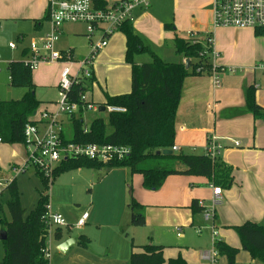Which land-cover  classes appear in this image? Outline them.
<instances>
[{
	"label": "crops",
	"instance_id": "1",
	"mask_svg": "<svg viewBox=\"0 0 264 264\" xmlns=\"http://www.w3.org/2000/svg\"><path fill=\"white\" fill-rule=\"evenodd\" d=\"M49 1L0 0V33L10 28L18 36L17 39L24 42L27 32L36 37L50 32L51 24L49 20L44 19ZM140 11L142 10H136L134 13ZM78 27L84 29L78 31ZM210 32L211 28L207 34ZM212 34V49L218 54L216 64L225 72L220 75V85L217 88L214 87L210 73L184 80L175 118L174 147L178 149V153L203 156L206 153L207 136L213 134L222 146L217 161L231 171L230 186L226 188L213 185L205 177L174 175L168 177L160 189L148 191L142 187L141 175L131 174L128 169L123 168L121 171L124 188L127 186L130 191L129 194H117L121 200V207L119 205L117 209V222L106 226L111 231V240L104 237L92 240L93 238L84 235L89 243L83 248L78 244L81 235L72 237L64 234L65 230H62L61 236L55 238L54 248L50 244V237L47 239L49 264H128L131 253L140 252L141 247L147 244L161 247L165 260L181 256L188 264H205L201 260V254L212 248L213 231L217 234L216 241L240 249L234 227L246 222L264 226V112L262 116L255 117L247 111L245 103L247 90L253 88L256 103L264 109V76L252 71L253 64L261 60L258 58L257 45L262 38L257 37L251 30L221 29ZM68 35L84 36L87 42L85 54L77 53L76 48L67 50L77 59L86 57L90 43L85 27L80 24L63 25L59 30L57 42L59 38ZM98 38L99 34H94L91 39L95 41ZM170 40L173 45L172 38ZM28 48L25 46L21 49L20 61L28 55ZM24 51L26 55L23 54ZM59 51L65 52L63 49ZM164 53H158L163 61L166 57ZM136 58L137 56L135 64H145L141 61L137 63ZM13 61L17 60L10 62ZM185 62L184 58L180 61L183 64ZM9 63L6 66L7 72ZM94 66L95 63L92 68L93 78ZM94 84L100 94L104 93L99 82L95 80L93 84H86L88 86L85 95L87 101L99 107L100 111L104 101H98V96H94ZM126 84L127 87L123 82L122 91L111 93L110 96L130 92L131 71L130 88L128 82ZM56 88L59 91L57 85ZM48 108L44 107L43 112H48ZM63 125V133H67L69 121L65 118ZM233 142H238V146ZM11 180V177L0 172V182L9 184ZM211 185L221 188V196L216 198L215 203ZM2 195L3 193L0 194ZM131 198L143 206L141 212L145 217L144 227L129 226L128 202ZM194 201L203 211L193 213L191 205ZM0 206L3 210V203H0ZM126 207L129 211L125 210ZM208 211L212 212L213 219L205 221L204 216ZM84 213L87 212L81 215ZM89 219L88 215L85 225ZM123 226L128 229L129 233L126 235L121 232ZM67 231L71 232L69 228ZM69 239H73L75 243L63 254L58 250V246ZM216 264H228L226 257L218 256ZM235 264L261 263L253 260L247 252L239 250Z\"/></svg>",
	"mask_w": 264,
	"mask_h": 264
},
{
	"label": "trees",
	"instance_id": "2",
	"mask_svg": "<svg viewBox=\"0 0 264 264\" xmlns=\"http://www.w3.org/2000/svg\"><path fill=\"white\" fill-rule=\"evenodd\" d=\"M97 8H104L108 0H93ZM48 20V13L44 18ZM164 30H174L172 37L174 52L188 61L183 63H168L157 56L148 46L144 45L136 34L132 22H125L118 29L125 38L124 61L131 71V90L127 94L109 96L104 94V106L121 107L124 113L109 114L107 122L98 118L89 126L83 121L82 111L69 119V131L62 133L65 142L75 144L117 145L129 148V156L121 162L104 166L96 161L84 158L68 159L60 164L53 174V181L63 173L77 169H101L103 167L126 168L131 174L142 176V187L148 191L160 189L165 180L174 175L205 177L213 183L228 187L231 184V171L227 166L212 160L206 155H185L173 153L169 156L157 155L156 152L171 150L175 139V118L181 99L184 80L191 76L210 73L212 62L209 50L199 41L193 42L179 37L173 25H164ZM256 36H264V30H257ZM26 55V51L24 53ZM148 54L149 63L137 65L135 56ZM7 70L10 75V85L25 89L19 100H0V143L24 144V128L28 124H36L38 109L41 102L35 96V85L32 82L31 71L22 60L10 62ZM92 77L88 84H93ZM87 86H73L68 93L70 102L80 104V94L87 91ZM246 108L253 116L263 115L264 109L255 101L253 88L247 90ZM107 127L111 132L107 133ZM42 190L35 208L24 218L20 204L18 188L15 179L11 180L5 190L8 200L5 202L10 221L0 216V224L4 225L7 234L3 245V260L1 264H49L43 250L46 249L49 237L46 208L49 204L48 184L36 171ZM217 186V187H220ZM131 227H144L145 217L141 210L143 206L133 198L129 204ZM1 210V206H0ZM193 213L203 211L197 202H192ZM240 249L216 241L214 247L219 256H224L228 264H235L239 250L247 252L250 257L264 264V226L246 222L233 228ZM58 228L54 238L61 236ZM88 238L81 235L78 244L87 247ZM128 264H188L181 256L165 260L162 248L152 244L141 247L140 252H132Z\"/></svg>",
	"mask_w": 264,
	"mask_h": 264
},
{
	"label": "rangeland",
	"instance_id": "3",
	"mask_svg": "<svg viewBox=\"0 0 264 264\" xmlns=\"http://www.w3.org/2000/svg\"><path fill=\"white\" fill-rule=\"evenodd\" d=\"M108 1L109 3L113 2V0ZM141 10L133 15L135 32L144 45L148 46L157 56H159V52L164 51L166 62L180 63L182 57L174 52L170 40L174 30L166 31L164 25H173L176 34L187 40L194 37L191 32H198V40L203 46H206L205 37L212 24L211 0H152L147 8ZM77 29L82 31L84 28L78 27ZM48 33L36 37L27 32L24 42H20L17 39L18 36L10 28L4 29L0 33L1 101L19 100L25 92L24 88L10 85V75L6 71L7 64L12 60L20 61L21 49L25 46L29 47L34 41L43 39ZM257 37L262 38L257 45L258 58L261 60L256 61L253 65L264 64V36ZM9 44H14L16 49H11ZM86 47L87 42L84 36L68 35L59 38V41L55 43L54 50L63 49L67 52V48H76L77 53L85 54ZM123 55L124 38L122 33L116 31L109 38L105 52L104 50L100 52L94 62V79L99 82L102 91L109 96L112 95L111 93L122 91L123 82L126 87V82H128V88H130V68L125 63ZM209 58L212 59L210 55ZM136 61L137 63L138 61L149 63L151 59L148 54H142L137 56ZM62 66L63 63L60 62H43L36 70L31 71L35 96L42 103L36 118L43 113L44 107L48 106L47 110H52L50 113L56 111V104L61 98L56 85ZM93 89V94L95 97L98 96V101L105 103L104 93L100 94L95 84ZM107 117L106 112L93 110L83 114V121L86 126H89L94 119L98 118L107 122ZM110 132L111 128L107 127V133ZM27 159L28 148L26 145L0 143V172L15 179L24 218L35 208L39 191L42 190L39 177L32 166L26 167L24 172L18 171L22 169ZM121 170L123 168L77 169L61 174L52 185L50 183L53 180L46 181L49 186L46 194L49 196L51 211L60 213L70 225L71 232H68L67 228H60L65 230L64 234L72 237L85 235L93 238L92 240L102 237L111 240V231L106 226L117 222V209L119 205L121 207V200L117 194H129L130 191L127 186L124 188V177ZM1 183L3 184V182ZM2 193L0 203H3V210L1 207L0 216L9 222L10 216L5 205L9 196L5 189ZM125 210L129 211L127 207ZM83 212H87L90 217L88 224L84 228H76L74 224ZM4 229V225L0 224V231ZM57 229L54 225L49 227V240L53 248L56 243L54 233ZM121 232L123 235L129 233L125 226L121 228ZM2 260L3 245L0 241V262ZM50 261H52L51 258Z\"/></svg>",
	"mask_w": 264,
	"mask_h": 264
},
{
	"label": "built area",
	"instance_id": "4",
	"mask_svg": "<svg viewBox=\"0 0 264 264\" xmlns=\"http://www.w3.org/2000/svg\"><path fill=\"white\" fill-rule=\"evenodd\" d=\"M152 0H113L104 8H97L93 0H50L47 13L51 24V31L41 40L34 41L28 48V55L22 60L23 64L34 71L43 62H60L63 66L59 72L57 87L60 92V100L56 104L55 112L44 111L39 115L36 124H28L24 128L25 145L28 148V159L21 170L32 166L47 182L53 180V174L60 164L68 159L84 158L96 161L104 166L111 163L124 161L129 156V148L117 145L98 144H75L65 142L61 137L64 130L63 118L69 119L77 116L80 110L82 114L89 111H99V107L88 102L86 95L80 94V104L70 102L68 93L73 86H86L93 77L92 68L97 55L103 51L109 38L125 22H132L136 10L147 8ZM212 24L211 32L206 36V46L210 51L214 87L220 85V75L225 72L216 64L218 54L212 49L213 32L219 29L237 30H264V0H211ZM65 24H80L85 27L86 37L89 40V53L83 59H77L69 51L61 52L54 50L59 37V30ZM94 34L99 38L92 40ZM191 34V33H190ZM193 42H198V35L192 33ZM200 42V41H199ZM15 49L14 44H9ZM186 67L187 65L184 64ZM231 71V70H230ZM253 72L264 76V64H256L252 67ZM108 115L124 113L125 109L114 106H103ZM238 146V142H233ZM222 146L213 134L207 136L205 155L212 160L217 159ZM178 151L176 147L171 149ZM10 183V182H9ZM51 184V183H50ZM8 182H0V194L6 188ZM212 189L213 202L221 196V188L210 186ZM48 233L49 227L69 228L70 225L58 213L52 212L50 205L46 208ZM88 219L84 213L74 224L76 228H83ZM205 221L213 219L212 212L208 211L204 216ZM213 231V229H212ZM216 232L213 231L214 241L212 248L201 254V260L205 264H216L218 259L217 250L214 247ZM45 258H49L47 248L44 249ZM49 260V259H48ZM1 264V263H0Z\"/></svg>",
	"mask_w": 264,
	"mask_h": 264
},
{
	"label": "water",
	"instance_id": "5",
	"mask_svg": "<svg viewBox=\"0 0 264 264\" xmlns=\"http://www.w3.org/2000/svg\"><path fill=\"white\" fill-rule=\"evenodd\" d=\"M185 64L188 66V61H186ZM100 111L103 112L104 111V107H102ZM156 154L157 155H162V156H169V155L173 154V151L172 150H162V151L156 152ZM6 239H7V234H6V231L3 230V231L0 232V241L4 242V241H6ZM74 243H75V241L73 239H69V240L63 242L62 244H60L58 246V250L61 253L64 254V253L67 252L69 247L74 245Z\"/></svg>",
	"mask_w": 264,
	"mask_h": 264
}]
</instances>
